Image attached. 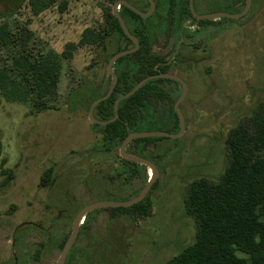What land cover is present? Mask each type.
Masks as SVG:
<instances>
[{
    "label": "rangeland",
    "instance_id": "374dc122",
    "mask_svg": "<svg viewBox=\"0 0 264 264\" xmlns=\"http://www.w3.org/2000/svg\"><path fill=\"white\" fill-rule=\"evenodd\" d=\"M16 1L0 0V31L8 30L17 41L0 47V66L12 65L22 49L20 39L29 33L33 56L64 52L69 43H79L85 29L104 25L105 13L113 7L106 0H57L34 16L28 0ZM127 1L149 9L147 0ZM181 1L185 5L188 0ZM227 1L236 10L244 7V0ZM66 2L67 10L61 12ZM206 2L194 0L201 11H209ZM179 11L173 22L161 13L142 22L154 54L168 58L173 51L171 36L183 20ZM195 30L191 40L211 33L208 52L201 50L202 40L198 52L183 51L170 68H179L189 85L180 104L184 133L127 147L154 162L160 176L135 209L87 214L65 264H172L182 254L208 260L197 245L198 222L186 210L187 189L198 179L221 178L229 163L228 133L264 105V0H253L241 20L217 19L187 33ZM125 48L131 45L118 33L104 47H79L71 60L62 61L57 100L41 113L30 102L15 103L0 93V264H55L80 209L132 199L149 180L151 170L126 164L120 146L105 142L104 126L89 119L92 100L111 84L107 57ZM128 56L121 60L133 84L136 73L130 67L136 60ZM157 87L144 126L177 133L173 113L182 88L165 80ZM94 117L103 121L96 108Z\"/></svg>",
    "mask_w": 264,
    "mask_h": 264
},
{
    "label": "trees",
    "instance_id": "16d2710c",
    "mask_svg": "<svg viewBox=\"0 0 264 264\" xmlns=\"http://www.w3.org/2000/svg\"><path fill=\"white\" fill-rule=\"evenodd\" d=\"M17 1L16 4L19 2ZM106 1L113 4L117 0ZM28 2L32 14L39 16L53 8L57 0ZM67 7L68 2L61 5L60 11H66ZM178 7L180 17L190 15L188 1L184 5L179 0H168L167 6L160 5L156 13H161L173 22L177 20ZM120 14L131 34L140 41V49L127 57L136 60L130 67L132 72L136 73V80L133 84L130 83L129 73L124 67L125 60L123 62L119 59L114 65L118 84L111 97L96 107L103 121H109L115 116L114 103L118 98L129 93L138 82L154 74L153 67L164 61L163 57L152 52L150 33L147 31L148 28L142 27L145 19L123 5ZM104 19L102 27L85 29L79 43H69L62 53L49 50L33 56L28 50L30 33L21 38L22 49L13 59L12 65L0 66L2 96L15 103L30 102L34 111L38 113L50 109L53 106L52 102L58 97L62 61L71 60L79 47H104L108 39L117 33L132 45V41L124 34L118 19L113 15L112 9L106 11ZM174 25L175 23H172V26ZM1 32L8 36V42L2 39ZM14 38L8 30H1L0 47L13 46L17 42ZM113 55L107 57V63ZM109 78L112 81V78ZM159 81L146 83L137 93L120 103L119 119L104 126V139L108 145L121 146L129 133L151 130L145 128L144 122L149 121L147 119L149 98L156 97L160 92L157 87ZM109 87L96 99L105 96ZM96 99L92 100V103ZM173 116L180 129L175 112ZM156 139L159 138L137 139L128 146ZM225 144L229 163L221 178L218 181L206 178L193 181L187 189L185 199L187 213L198 222L197 245L208 260L182 254L172 264H264V105L259 106L253 116L233 127L227 135ZM125 163L133 167L142 166L126 160ZM138 206L114 208L113 211H129ZM240 253L249 259H242Z\"/></svg>",
    "mask_w": 264,
    "mask_h": 264
},
{
    "label": "water",
    "instance_id": "95a60500",
    "mask_svg": "<svg viewBox=\"0 0 264 264\" xmlns=\"http://www.w3.org/2000/svg\"><path fill=\"white\" fill-rule=\"evenodd\" d=\"M149 3H150V10L148 12L140 11L136 7L132 6L126 0H117L113 4V7H112L113 15L118 19L124 34L134 43V47L132 49H128V50L116 53L110 59V61L108 63L107 70H108L109 75L112 77V80H113L112 84H111L108 92L106 93V95L95 100L92 103V105L90 106L89 119L92 122L99 124V125H102V126H107L108 124L115 122L116 120L119 119V105L123 100H126V99L130 98L131 96H133L147 82L154 80V79H157V78H165V79L176 80V81L180 82L181 85L183 86L182 94L179 97V99L176 101L175 106H174V111H175V113L178 117V120H179L180 129L177 133H169V132L161 131V130H158V131L149 130V131H144V132H131L128 134V136L124 139V141L122 142V144L120 146V149H119L120 150V156L128 162H132V163L142 165V166H146L147 168H149L151 170V176H150L149 180L147 181V183L143 187V189L140 191V193L132 199H129L126 201H100V202H95V203L89 204L86 207H83L77 213V215L75 216V218L73 220L71 235L68 238V240L66 241V243L62 249V252L60 254V257L58 258V260L56 261L55 264H65L66 263L67 256H68L71 248L73 247V245H74V243L78 237V234L80 232V227L82 225L83 220L87 216V214H89L90 212H92L94 210H98V209L129 208V207H132L136 204H139L140 202H142L145 199V197L150 192L152 186L157 181L158 177L160 176V172H159L156 164L154 162L146 159V158L139 156V155L129 153L127 151L128 144L134 140L146 139V138L177 139V138H180L185 131L186 120H185L183 112L180 110V104H181V102H182V100H183V98L187 92V85L178 76L172 75V74H167V73L159 74V75H155V76H149V77L141 80L140 82H138L135 85V87L129 93H126L125 95L118 98L114 103L115 116L111 120L99 121L94 117L95 108L100 103L108 100L111 97V95L113 94V92L116 88V85L118 83V77L113 71V65L116 63V61L118 59L137 52L139 50V47H140L139 40L134 35L131 34L130 30L128 29V27L124 21V18L121 16V14L119 12L120 6L123 5V6L127 7L128 9L133 11L134 13L141 16L142 18H148L154 13V11L156 9V6H155V3L153 0H149ZM251 4H252V0H246V7H245L244 11L239 13V14H235V15L226 14V13H210V14H205V15H198L194 10L193 0H189L190 10H191L193 16L199 20H207V19H213V18H219V17L240 18V17H243L244 15H246L248 13V11L251 7Z\"/></svg>",
    "mask_w": 264,
    "mask_h": 264
},
{
    "label": "flooded vegetation",
    "instance_id": "af4514ba",
    "mask_svg": "<svg viewBox=\"0 0 264 264\" xmlns=\"http://www.w3.org/2000/svg\"><path fill=\"white\" fill-rule=\"evenodd\" d=\"M127 1V0H126ZM154 3H155V6H156V9L154 11V13H156L157 9L159 8L160 5L162 6H167V1L168 0H159V2L157 0H153ZM148 4H149V9L147 11H142V12H148L150 10V3H149V0H147ZM253 2V0H252ZM115 3V2H114ZM113 3V4H114ZM207 5L208 6H211L212 7V11H211V7L208 10L206 11H201L199 10L197 7H196V4L194 3V0H193V5H194V10L195 12L198 14V15H205V14H210V13H226V14H232V15H235V14H239L241 12L244 11L245 7H246V0H244V7L240 10H236L235 8H231V5H229L230 2H226V0H207ZM133 6V5H132ZM135 7V6H134ZM188 7H189V11H190V15H187L186 17H183V20H181L180 24H179V28L175 31L174 34H172L171 36V40L172 43L174 44V48H173V51L171 52L170 56L168 58H163V62H159L157 63L154 67H153V71L155 72L154 74L152 75H149V76H155V75H159V74H172V75H176L178 76L179 78H181L185 83L186 81L183 79V77L179 76V68L175 69L174 72H171L170 71V68L176 64V61H177V57L181 56L183 54V51H187V52H198L199 48V44L201 43V41L203 40L204 42V45H206V47H204V45L201 47V50H206V52H208L209 50V43L210 41L212 40L211 38V33L207 34L206 36L204 35H197V37L194 39V40H191V38L189 37H194L197 33V31L195 30L194 33H192L191 35L187 32H192L191 29L192 27H204L205 25H207L209 27V24L214 21V20H223V21H227V19H240L245 17L249 11L251 10V7H252V4H251V7L248 11V13L246 15H244L243 17H240V18H228V17H219V18H213V19H207V20H199V19H196L191 10H190V5H189V0H188ZM137 8V7H136ZM138 9V8H137ZM120 10H121V6H120ZM120 12V11H119ZM153 13V14H154ZM152 14V15H153ZM138 15V14H137ZM151 15V16H152ZM150 16V17H151ZM148 17V18H150ZM148 18H143V19H148ZM207 21L206 23H203ZM102 27V25H101ZM172 27H169L168 30L172 31ZM137 38V37H136ZM138 39V38H137ZM139 40V39H138ZM140 43V41H139ZM134 47V43L132 42V45H131V48L129 49H132ZM140 49V47H139ZM122 52V51H121ZM119 53V52H118ZM136 53V52H135ZM116 54V53H115ZM114 54V55H115ZM134 54V53H133ZM112 55V54H111ZM158 56H161V55H158ZM162 57V56H161ZM112 58V57H111ZM110 58V59H111ZM123 58V57H122ZM109 59V61H110ZM121 59V58H120ZM119 60V59H118ZM117 60V61H118ZM116 61V62H117ZM109 63V62H108ZM108 63H107V66H106V73L109 75L108 73V70H107V67H108ZM116 64V63H115ZM114 64V65H115ZM113 65V71L114 73L117 75L116 71H115V67ZM110 76V75H109ZM148 76V77H149ZM111 77V76H110ZM118 77V75H117ZM112 78V77H111ZM147 78V77H146ZM159 80H165V81H168V82H174L178 85L181 86L182 88V91H183V86L181 85L180 82L176 81V80H172V79H165V78H157V79H154V80H151L152 82H156V81H159ZM113 81V80H112ZM112 81H111V84H112ZM150 82V81H149ZM148 83V82H147ZM110 84V86H111ZM118 84V83H117ZM187 85V92L183 98V100L186 98V95L189 91V85L186 83ZM117 86V85H116ZM182 91H181V94H182ZM180 94V96H181ZM179 96V97H180ZM101 98V97H100ZM99 99V98H98ZM179 99V98H178ZM97 100V99H96ZM182 100V101H183ZM94 102V101H93ZM182 103V102H181ZM92 105V104H91ZM163 131V130H161ZM167 132V131H166ZM170 133V132H169ZM81 210V209H80ZM79 210V211H80ZM78 211V212H79ZM77 212V213H78ZM77 215V214H76ZM73 224V223H72ZM81 228V227H80ZM81 230V229H80ZM71 235V234H70ZM79 235V234H78ZM70 237V236H69ZM68 240V239H67ZM66 240V241H67ZM66 243V242H65ZM64 243V245H65ZM64 247V246H63ZM63 249V248H62ZM62 252V251H61ZM67 260V259H66Z\"/></svg>",
    "mask_w": 264,
    "mask_h": 264
}]
</instances>
